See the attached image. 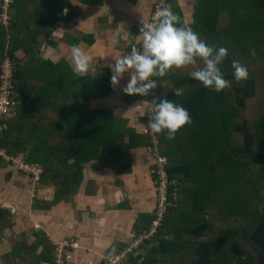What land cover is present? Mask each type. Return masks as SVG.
I'll use <instances>...</instances> for the list:
<instances>
[{"label":"trees","instance_id":"16d2710c","mask_svg":"<svg viewBox=\"0 0 264 264\" xmlns=\"http://www.w3.org/2000/svg\"><path fill=\"white\" fill-rule=\"evenodd\" d=\"M10 10V26L0 22V71L11 58L22 103L0 138V150L25 152L26 163L43 167L41 183L58 185L56 178L63 183L78 174L77 182L82 180V165L93 160L96 169L119 165L126 131L134 145L151 147L150 135L137 136L110 111L86 114L94 116L90 119L77 114L75 102L88 93L86 80L65 61L54 65L40 57L51 26L76 16L69 0H13ZM223 13L230 18L226 27H221ZM187 26L209 45L228 49L220 68L231 87L216 92L191 79L190 73L179 72L182 68L154 77L158 97L185 107L193 122L175 139H168L166 131L157 134L167 174L177 186L170 187L164 223L142 247L152 264H232L237 251L247 264H264V0H198L194 21ZM250 48H255L254 57ZM233 60L248 69L247 80L235 81ZM164 81L172 87L164 89ZM95 87L100 96L110 90L100 83ZM176 89L183 95L176 97ZM146 98L152 101L151 94ZM252 111L256 115H250ZM146 120L147 114L145 126ZM71 159L74 164L67 166ZM6 164L0 159V166ZM52 165H64V171ZM68 170L78 172L72 176ZM53 175L56 178L50 179ZM211 219L241 224L203 241L211 233ZM155 220L154 213L148 234ZM246 243L249 247L242 246Z\"/></svg>","mask_w":264,"mask_h":264},{"label":"crops","instance_id":"0c3cea01","mask_svg":"<svg viewBox=\"0 0 264 264\" xmlns=\"http://www.w3.org/2000/svg\"><path fill=\"white\" fill-rule=\"evenodd\" d=\"M69 2L77 9L76 16L51 26L40 57L54 65L65 61L73 71L71 46L79 45L92 57V64L87 75H80L86 80L88 93L84 100L75 102L77 114L90 119L94 116L86 114L110 111L127 129L143 136L147 96H128L126 101L122 87L129 74L114 88L108 65L130 54L133 47L140 48L137 37L141 22H149L155 4L170 6L181 23L190 25L198 0H102L100 5ZM57 29L64 32L53 34ZM96 83L110 89L105 96L99 95ZM171 87V83L163 82L164 89ZM140 102L144 103L130 110ZM123 143L126 148L119 165L96 169L94 160L83 164L79 183L78 174L76 180L63 183L53 175L49 178H56L58 185H45L11 165L0 166V264H54L55 244L64 240L79 244L74 254L76 264H104L113 248L117 255L148 234L157 202L152 161L146 148L133 144L130 131L125 132ZM10 155L26 157L25 152ZM72 164L71 159L67 166ZM57 166L51 168L64 171V165ZM68 171H73L72 176L78 172ZM67 176L69 179L68 172ZM145 251L141 247L125 264H152Z\"/></svg>","mask_w":264,"mask_h":264},{"label":"clouds","instance_id":"9594fccd","mask_svg":"<svg viewBox=\"0 0 264 264\" xmlns=\"http://www.w3.org/2000/svg\"><path fill=\"white\" fill-rule=\"evenodd\" d=\"M67 15V9L64 10ZM82 24V23H81ZM64 32L57 29L53 34ZM141 47H133L130 54L114 59V64H109L111 69V84L115 88L127 73L129 80L122 87L125 95L148 96L152 89L157 87L153 77H164L172 69L193 66L190 72L191 79L200 82L207 88L221 92L231 87V81L225 79L220 65L228 56V49L216 44L209 45L190 26L180 22V18L171 10L170 6L159 7L154 16V22H141L140 35ZM255 56V48L249 49ZM73 71L81 76L87 75L91 68L92 57L79 45L71 46ZM198 61L203 66L196 67ZM233 76L236 82L247 80L248 69L238 60L231 62ZM176 97L183 95L182 89L174 91ZM140 102L132 109L139 108ZM149 123L146 126L153 133L167 132L168 139H175L177 132L184 126L193 122L189 111L175 101L159 97L151 101ZM116 249L108 253V258H114Z\"/></svg>","mask_w":264,"mask_h":264},{"label":"built area","instance_id":"2783aa9c","mask_svg":"<svg viewBox=\"0 0 264 264\" xmlns=\"http://www.w3.org/2000/svg\"><path fill=\"white\" fill-rule=\"evenodd\" d=\"M12 1L13 0H0V22L3 23L4 19L9 21L8 9L11 8L10 6L13 4ZM161 6H165V3L156 4L154 6L149 22H154L155 12ZM157 89L158 87L150 91L152 100L158 97ZM21 103L22 101L19 98L15 86V63L11 58H8L2 64L0 71V138L8 130V122L16 117ZM150 103L151 101L148 102L146 109V126L149 123L148 114L151 112ZM146 126L144 127L143 134L150 135L151 137V147L147 150V153L150 160L152 161L151 175L156 188V220L153 223L150 234L136 240L130 247L115 255L113 259L110 260L107 256L104 260V264H125L131 254L135 253V251L142 247L149 238L156 234L157 230L161 228L168 214L170 187L177 186V183L171 181L167 174V160L160 154V143L157 133L151 132V130ZM6 156V151L0 150L1 160L17 168L19 172L30 178L32 181H41V177L43 175V169L41 167L35 164L26 163L25 160L16 156H9V158ZM78 248L79 244L71 240H64L56 243L54 264H76L74 261V254Z\"/></svg>","mask_w":264,"mask_h":264},{"label":"rangeland","instance_id":"374dc122","mask_svg":"<svg viewBox=\"0 0 264 264\" xmlns=\"http://www.w3.org/2000/svg\"><path fill=\"white\" fill-rule=\"evenodd\" d=\"M13 2V1H12ZM156 5V4H155ZM12 6V5H11ZM10 6V7H11ZM154 8V7H153ZM8 9V8H7ZM8 11L10 12V14L12 15V10L8 9ZM230 23V18H229V14L228 13H223L222 17H221V27H226L228 26ZM10 21H7L4 19L3 21V25L6 26V28H8V26H10ZM20 56L21 58L24 56V52H20ZM203 64L201 61H198L197 63V66L196 67H202ZM193 70H195V68L193 66H188L184 69H181V73H190L192 72ZM170 86V85H168ZM257 102V101H256ZM257 105V103H256ZM256 112V111H255ZM256 115V113H253L250 112V115ZM9 156H11L10 154L7 153V158H9ZM21 173V172H20ZM240 222H237V221H230V222H226V223H223V222H218L217 220L215 219H211V226H212V230H211V233L207 234L204 238H203V241H206V240H210L213 236L212 235H217L223 231H227V230H230V228L232 227H235V228H239L240 227ZM242 246H245V247H249V244L246 243V244H243ZM147 252V250L145 251ZM144 254V253H143ZM146 255V253H145ZM142 256V255H141ZM141 259V258H140ZM232 264H247L245 259L242 258L240 252H235L233 254V261H232Z\"/></svg>","mask_w":264,"mask_h":264}]
</instances>
